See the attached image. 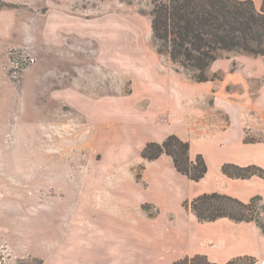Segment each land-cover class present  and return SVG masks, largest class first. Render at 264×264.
Listing matches in <instances>:
<instances>
[{"label":"rangeland","instance_id":"374dc122","mask_svg":"<svg viewBox=\"0 0 264 264\" xmlns=\"http://www.w3.org/2000/svg\"><path fill=\"white\" fill-rule=\"evenodd\" d=\"M151 1L18 0L5 9L13 35L0 33V264H117L121 252L128 264L139 246L149 249L137 237L152 233L145 214L160 207L183 223V201L210 187L142 159L146 141L175 133L211 154L192 126L228 120L215 91L264 102V54L223 53L208 69L217 77L197 83L156 52ZM257 107L247 117L227 111L233 124L263 123Z\"/></svg>","mask_w":264,"mask_h":264},{"label":"trees","instance_id":"16d2710c","mask_svg":"<svg viewBox=\"0 0 264 264\" xmlns=\"http://www.w3.org/2000/svg\"><path fill=\"white\" fill-rule=\"evenodd\" d=\"M148 12L156 52L166 53L177 66L190 72L196 82L213 80L208 69L221 54L240 52L252 56L264 54V0L257 8L253 0H152ZM0 1V8L15 7ZM248 139V138H247ZM246 139V140H247ZM190 143L175 133L161 142L147 141L140 156L148 161L166 154L172 158L175 170L189 180L199 181L207 173V163L201 153L189 156ZM221 172L231 178H264V168L225 162ZM139 175H136L138 180ZM260 195L248 202L220 192H203L182 203L199 222L228 218L235 222H254L264 234L260 212L264 203ZM260 205V206H259ZM143 208L146 206L143 204ZM250 255L233 257L226 263L211 262L205 254L176 259L171 264H252Z\"/></svg>","mask_w":264,"mask_h":264},{"label":"crops","instance_id":"0c3cea01","mask_svg":"<svg viewBox=\"0 0 264 264\" xmlns=\"http://www.w3.org/2000/svg\"><path fill=\"white\" fill-rule=\"evenodd\" d=\"M0 1L14 3L18 0ZM7 8L11 9L10 7L0 8V33L11 30L13 35L11 21H6L4 16ZM11 18L15 20L14 22L18 26L19 20L14 10L11 12ZM6 27L8 28L6 29ZM14 30H17V27ZM210 81L203 83L206 85ZM221 89L215 91V108L223 110L227 114L228 120L217 119L202 125H198L195 121L192 126V130L196 129L194 135L196 139L200 138L202 142L211 144L212 153L207 154L204 151L194 150V141L191 138L178 135L184 140L188 139L190 158L192 159L196 154L201 153L208 167L205 176L199 181L193 182L207 181L210 187L194 194L191 198L203 192L216 191L236 197L243 202H248L253 196L260 195L264 203V178L257 175H252L249 178H231L221 172V165L225 162L241 166L256 164L264 168V139L257 137L264 130V122L259 123L258 121L255 124H250L241 120L237 124H233L230 113L227 111L228 107L234 106L238 113H243L244 117H247L246 115L251 109L258 108V105L263 106L264 102L258 104L257 101L263 100L262 98H255L256 102L253 104L250 96H246L244 92L225 93ZM167 135L156 139L149 138V141L161 142ZM163 160L173 166L172 158L166 154L152 160V163ZM176 173L178 172L176 171ZM181 207L185 212L181 216L183 223H179V220L176 223L174 214L170 211H167V215L163 217V211L160 207L154 215L145 214L144 217L151 224L152 233L138 234L137 237L141 240L147 239V242L150 243L149 249L143 252L142 247L139 246L134 250L132 258L130 255L127 257L130 258L128 264H171L176 259L195 254H205L211 262L215 263H226L233 257L250 255L256 258V262L252 264H264V234L254 222H235L228 218L199 222L183 205ZM162 217L165 220L164 228L160 223ZM169 229L170 232L175 231L177 233L176 239H169L168 241L166 236L163 237V235H167ZM161 232L164 234L162 235ZM120 255L122 257L117 264H123V253L121 252Z\"/></svg>","mask_w":264,"mask_h":264}]
</instances>
